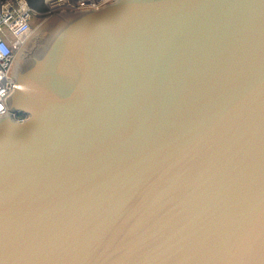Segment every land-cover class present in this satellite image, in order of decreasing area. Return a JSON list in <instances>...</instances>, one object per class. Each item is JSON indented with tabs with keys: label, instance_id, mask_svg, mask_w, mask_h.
Here are the masks:
<instances>
[{
	"label": "water",
	"instance_id": "obj_1",
	"mask_svg": "<svg viewBox=\"0 0 264 264\" xmlns=\"http://www.w3.org/2000/svg\"><path fill=\"white\" fill-rule=\"evenodd\" d=\"M9 74L0 264H264V0L64 9Z\"/></svg>",
	"mask_w": 264,
	"mask_h": 264
},
{
	"label": "built area",
	"instance_id": "obj_2",
	"mask_svg": "<svg viewBox=\"0 0 264 264\" xmlns=\"http://www.w3.org/2000/svg\"><path fill=\"white\" fill-rule=\"evenodd\" d=\"M111 1L81 0L68 6L63 0H43L46 8L37 10L28 0H0V114L8 109L6 99L15 87V79L9 70L26 39L42 22L36 20L42 17L44 21L64 9L99 7Z\"/></svg>",
	"mask_w": 264,
	"mask_h": 264
},
{
	"label": "trees",
	"instance_id": "obj_3",
	"mask_svg": "<svg viewBox=\"0 0 264 264\" xmlns=\"http://www.w3.org/2000/svg\"><path fill=\"white\" fill-rule=\"evenodd\" d=\"M28 2L33 8H35L37 10H44L46 8L43 0H28ZM15 115L17 117L24 116V114L19 113V112H17Z\"/></svg>",
	"mask_w": 264,
	"mask_h": 264
},
{
	"label": "bare ground",
	"instance_id": "obj_4",
	"mask_svg": "<svg viewBox=\"0 0 264 264\" xmlns=\"http://www.w3.org/2000/svg\"><path fill=\"white\" fill-rule=\"evenodd\" d=\"M79 1H81V0H76V1H75V0H63V3H64V4H68V6H69V5H72V4H74L75 2H79ZM46 20H47V19H45L44 21H42L41 24L44 23ZM41 24H40V25H41ZM40 25H39V26H40ZM39 26H38V27H39ZM38 27H37V28H38ZM37 28H36V29H37ZM36 29H35V30H36ZM35 30H34V31H35Z\"/></svg>",
	"mask_w": 264,
	"mask_h": 264
},
{
	"label": "rangeland",
	"instance_id": "obj_5",
	"mask_svg": "<svg viewBox=\"0 0 264 264\" xmlns=\"http://www.w3.org/2000/svg\"><path fill=\"white\" fill-rule=\"evenodd\" d=\"M54 15V14H53ZM53 15H51V17L53 16ZM50 17H48V18H46V19H49ZM42 19H44V18H42V17H39L37 20H36V22L37 23H39L40 21H43ZM39 24H37V26H38Z\"/></svg>",
	"mask_w": 264,
	"mask_h": 264
}]
</instances>
